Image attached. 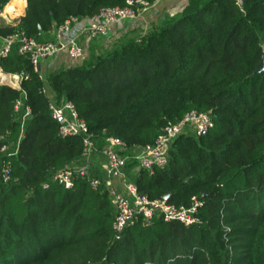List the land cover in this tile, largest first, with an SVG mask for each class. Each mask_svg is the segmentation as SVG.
I'll list each match as a JSON object with an SVG mask.
<instances>
[{
  "label": "trees",
  "instance_id": "1",
  "mask_svg": "<svg viewBox=\"0 0 264 264\" xmlns=\"http://www.w3.org/2000/svg\"><path fill=\"white\" fill-rule=\"evenodd\" d=\"M129 1L27 0L16 22L0 20V47L17 34L55 41L72 18L89 21ZM97 46L81 62L66 54L68 65L53 66V57L39 71L18 42L0 58L3 72L27 76L21 91L0 86V264H264V71L255 72L264 0H246L244 10L235 0H189L176 15ZM51 102H71L99 150L108 139L154 146L189 113L209 115L214 126L178 136L166 166L149 171L130 159L125 167L151 200L199 202L200 222L138 214L118 238L103 169L93 164L71 189L54 179L81 162L84 146L60 134Z\"/></svg>",
  "mask_w": 264,
  "mask_h": 264
},
{
  "label": "built area",
  "instance_id": "2",
  "mask_svg": "<svg viewBox=\"0 0 264 264\" xmlns=\"http://www.w3.org/2000/svg\"><path fill=\"white\" fill-rule=\"evenodd\" d=\"M163 0L151 3L147 0H131L124 7L104 8L98 15L89 20L88 24L77 34L73 33L74 25L82 22L78 18H72L54 31L55 41L40 43L25 34H17L6 39L0 47V58L7 57L15 42L20 44V53L28 54L36 71L41 69L42 62L65 53L74 62H81L89 55L90 46L107 38L112 26L136 20L146 14ZM241 10H244L246 0H235ZM27 0H25V4ZM2 14L0 16H4ZM3 70L0 68V74ZM19 82L27 78L18 75ZM22 102H18V110ZM53 118L60 122V134L63 137H81L84 152L80 163H76L60 170L54 177L65 188L74 187L78 177H86L93 169L94 159L101 156L105 164L103 166L107 184L110 187L111 203L116 210L114 228L120 238L125 228L141 214L146 220L152 219L157 214L162 215L167 222L180 221L187 226L199 223L197 217L198 207L195 202L190 209L177 208L164 200H151L145 195L138 193L137 187L131 183L126 174L125 167L130 159H135L139 166L152 171L154 167H164L168 163V150L175 139L181 134L194 132L196 135L206 133L214 126L212 118L204 113H189L181 122L169 125L164 133L158 138L156 145L138 148H127L124 143L116 139H108L106 146L99 150L92 139L87 123L79 117L75 106L71 102H51ZM6 180L9 179L10 166L5 168ZM91 186L97 189L101 183L97 177L91 178ZM120 184L121 188L115 186Z\"/></svg>",
  "mask_w": 264,
  "mask_h": 264
},
{
  "label": "crops",
  "instance_id": "3",
  "mask_svg": "<svg viewBox=\"0 0 264 264\" xmlns=\"http://www.w3.org/2000/svg\"><path fill=\"white\" fill-rule=\"evenodd\" d=\"M11 1V0H10ZM189 3V0H163L155 7L150 9L146 14L139 17L137 20L128 21L125 24H116L111 27L109 36L102 41V46H108L114 39L119 38L122 33L127 30H131L134 28L144 29L150 27L153 23H159L166 16H174L180 13ZM18 8V7H16ZM27 8V3L25 4V10L23 11V15H25ZM89 21H82L79 24L74 25L73 33L77 34L82 28H84ZM113 39V40H112ZM94 44V43H93ZM92 44V45H93ZM92 48L90 46L89 50ZM51 63L53 66L57 68L68 65L70 63V59L65 53L59 54L56 56ZM50 61H44L41 65L42 69H45L49 65ZM104 172V169H103Z\"/></svg>",
  "mask_w": 264,
  "mask_h": 264
},
{
  "label": "rangeland",
  "instance_id": "4",
  "mask_svg": "<svg viewBox=\"0 0 264 264\" xmlns=\"http://www.w3.org/2000/svg\"><path fill=\"white\" fill-rule=\"evenodd\" d=\"M11 2H12V0H11V1L5 6V8L3 9V12H4L3 14H4V16H0V20H4V21H6L7 23H14V22H16V20L20 19V17L23 16V13H24L23 11L25 10V4H24V5H22V7L19 6V7H18L19 9H16V10H15L14 12H12V13H8V12H6V8L10 5ZM104 40H105V38H103V39H101L100 41L94 43L93 45H91L92 48H94L93 46H94L95 44H96V46H97V44H98L99 46H97L96 49L99 51L100 49H102V41H104ZM98 48H99V49H98ZM89 52H91V49L89 50ZM192 133H194V132L192 131ZM104 164H105V161H104V159L101 158V156H96V157H95V159H94V166H96L97 169H98V168L103 169ZM115 186L118 187V188H121L120 184H115Z\"/></svg>",
  "mask_w": 264,
  "mask_h": 264
},
{
  "label": "water",
  "instance_id": "5",
  "mask_svg": "<svg viewBox=\"0 0 264 264\" xmlns=\"http://www.w3.org/2000/svg\"><path fill=\"white\" fill-rule=\"evenodd\" d=\"M2 14V10H0V15ZM264 71V51L262 54V60L260 62V65L258 66V68L256 69V73H261ZM0 86H4V87H10L14 90L17 91H21L22 90V86L21 83L19 82V76L17 74L14 73H5L2 72L0 74ZM169 196H167L166 198H168Z\"/></svg>",
  "mask_w": 264,
  "mask_h": 264
},
{
  "label": "bare ground",
  "instance_id": "6",
  "mask_svg": "<svg viewBox=\"0 0 264 264\" xmlns=\"http://www.w3.org/2000/svg\"><path fill=\"white\" fill-rule=\"evenodd\" d=\"M16 9H18V8H16V6L14 5V3L11 2V4L9 5V8L6 9V12H8V13H12V12H14Z\"/></svg>",
  "mask_w": 264,
  "mask_h": 264
}]
</instances>
